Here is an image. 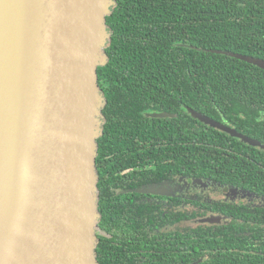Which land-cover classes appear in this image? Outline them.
Wrapping results in <instances>:
<instances>
[{"label": "trees", "instance_id": "1", "mask_svg": "<svg viewBox=\"0 0 264 264\" xmlns=\"http://www.w3.org/2000/svg\"><path fill=\"white\" fill-rule=\"evenodd\" d=\"M115 2L106 17L108 59L97 67L98 85L115 104L110 107L129 112L130 103L138 102L140 110L175 113L151 119L159 125L168 121L171 133L180 136L176 166L181 174L233 183L264 198V150L186 110L191 107L264 143V70L204 50L264 58V0ZM169 95L174 101L164 98ZM207 210L213 208L183 207L181 260L175 253L176 236L157 233L165 240L151 237V245L140 253L153 260L142 264H264V206L231 207L230 213H238L217 226L202 220L208 215L196 226L184 222Z\"/></svg>", "mask_w": 264, "mask_h": 264}, {"label": "water", "instance_id": "2", "mask_svg": "<svg viewBox=\"0 0 264 264\" xmlns=\"http://www.w3.org/2000/svg\"><path fill=\"white\" fill-rule=\"evenodd\" d=\"M115 4L0 0V264H97L95 161L104 105L97 67L108 59L106 17ZM204 50L264 70V58ZM186 110L264 150L256 138Z\"/></svg>", "mask_w": 264, "mask_h": 264}, {"label": "flooded vegetation", "instance_id": "3", "mask_svg": "<svg viewBox=\"0 0 264 264\" xmlns=\"http://www.w3.org/2000/svg\"><path fill=\"white\" fill-rule=\"evenodd\" d=\"M102 94L104 105L95 161L99 213L95 229L97 264H129V259L134 264L150 263L153 258L140 252L151 245L152 236H160L163 241L164 236H176L175 253L181 260L183 207L213 208L184 222L196 226L201 217L214 215L218 219L208 224L217 226L238 213H230L231 207L264 206L263 196L244 187L210 177H198L200 181H196L195 176L181 174L176 166L180 160V136L171 133L168 121L159 125L160 121L151 118L164 117L150 116L152 111L140 110L138 102L130 103L129 112L113 110L110 106L115 104H110ZM164 98L174 101L171 95ZM157 233L164 236H155Z\"/></svg>", "mask_w": 264, "mask_h": 264}, {"label": "clouds", "instance_id": "4", "mask_svg": "<svg viewBox=\"0 0 264 264\" xmlns=\"http://www.w3.org/2000/svg\"><path fill=\"white\" fill-rule=\"evenodd\" d=\"M258 67V66H257ZM260 68V67H259ZM232 127V126H231Z\"/></svg>", "mask_w": 264, "mask_h": 264}]
</instances>
